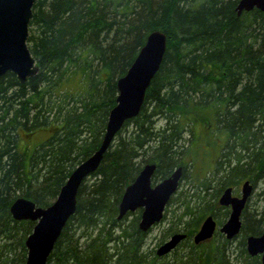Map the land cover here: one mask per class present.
<instances>
[{
    "label": "trees",
    "instance_id": "1",
    "mask_svg": "<svg viewBox=\"0 0 264 264\" xmlns=\"http://www.w3.org/2000/svg\"><path fill=\"white\" fill-rule=\"evenodd\" d=\"M237 2L34 0L27 45L38 72L22 83L11 72L0 77V264H24V241L34 225L14 220L11 203L23 196L49 205L74 167L98 148L115 105L116 81L153 30L165 33L166 51L142 107L81 183L75 212L46 264H165L169 255L171 264H261L260 255L247 253L244 238L264 230V208L243 216L239 260L234 241L204 247L191 241L206 214L219 221L225 215L219 207L212 210L224 188L264 179V11L236 15ZM197 125L206 142H214L209 126L220 135L218 159L214 169L191 177L198 192L189 196L177 189L170 197L162 218L172 203L181 212L170 211L166 234L183 230L187 237L158 257L144 250L140 209L131 220L132 212L117 219L118 204L146 163L156 164L152 183L178 166L186 179ZM39 130L49 135L30 152L25 137ZM211 172L221 175L210 180ZM213 182L218 188L209 202L200 192Z\"/></svg>",
    "mask_w": 264,
    "mask_h": 264
},
{
    "label": "water",
    "instance_id": "2",
    "mask_svg": "<svg viewBox=\"0 0 264 264\" xmlns=\"http://www.w3.org/2000/svg\"><path fill=\"white\" fill-rule=\"evenodd\" d=\"M33 2L34 0H0V77L11 72L20 83L38 72L36 61L27 45ZM253 8L264 11V0H238L236 15ZM166 40V35L161 30H153L147 35L125 74L116 81L115 105L108 113L98 148L74 167L55 199L47 206H38L30 199L18 196L11 203L9 210L14 220L34 222L24 241V264H46L63 227L75 212L76 196L81 183L96 171L104 153L126 120L139 113L146 89L162 62ZM155 169V163L144 164L134 180L125 187L118 204L117 219L123 218L128 212L141 209L138 221L141 231H147L162 219L164 209L176 192L183 173V167L178 166L167 177L152 183ZM252 189V183L246 179L241 184L240 196L232 195L230 186L220 193L218 204L230 206L227 219L219 226V231L226 238L231 239L239 232L241 212ZM215 229V219L211 214L206 215L193 235V242L199 244L209 240ZM185 236L183 232L171 234L156 248V255L161 257L168 254ZM245 246L249 255H260L261 264H264V231L259 235H247Z\"/></svg>",
    "mask_w": 264,
    "mask_h": 264
},
{
    "label": "rangeland",
    "instance_id": "3",
    "mask_svg": "<svg viewBox=\"0 0 264 264\" xmlns=\"http://www.w3.org/2000/svg\"><path fill=\"white\" fill-rule=\"evenodd\" d=\"M212 127H208V133L211 136L212 140L214 142H206V140L203 138L205 136L204 132L205 129L201 125H197L195 128L196 131V138H194L191 142L190 150L192 153H190L189 159L192 161L191 166L187 165L185 170L186 179H182L180 181V186L178 188V191H182L184 194L187 195H193L195 192H198L194 188V184L197 182L195 179H191V177L197 175H204L205 173L209 172L214 169V163L218 159V152L220 148V135H217V131L214 130ZM198 133V135H197ZM49 135V132L47 130H39L34 132L30 138L26 139L25 137V143L28 145V149L30 152L34 148L35 145L43 141L45 138H47ZM23 138V135H22ZM207 139V138H206ZM221 174H218V177ZM207 177L212 180L213 177H216L214 175L212 177V172L207 175ZM214 178L215 180L218 178ZM245 179H242L239 181L236 185H229L232 186L234 189L235 195H238L240 193L241 184ZM248 180V179H247ZM253 184V189L251 192V195L249 197L247 206L245 210L242 212V215L244 216L245 213L248 212H260L264 208V179L263 178H257ZM197 186V184H195ZM211 188L207 193L200 192L201 196H203L205 199H208L209 202L213 201V196L215 195L216 189L218 188V185H216L214 182L211 184ZM215 189V192H214ZM220 194V193H219ZM218 198V197H217ZM218 204L217 200L214 205H212V210L217 209ZM168 212L166 218H162L158 223L154 224L148 231H147V238L146 243L144 245V250L146 252H152L156 250V248L165 241L169 236L166 234V230L169 227L171 221L173 218H171L172 213L171 210H175V214H179L181 212V209H178V206L174 203L170 204L167 207ZM139 209L132 212L130 215H128V220H131L136 215H139L138 212ZM258 216V215H257ZM227 218V215L223 217L225 220ZM184 246L179 248V250H182ZM204 247V246H203ZM234 254L233 256H237L239 260V252L241 251V244H240V237L236 238L234 241ZM230 261L234 262V258L230 257ZM173 262V256L169 255L164 258L163 263Z\"/></svg>",
    "mask_w": 264,
    "mask_h": 264
},
{
    "label": "flooded vegetation",
    "instance_id": "4",
    "mask_svg": "<svg viewBox=\"0 0 264 264\" xmlns=\"http://www.w3.org/2000/svg\"><path fill=\"white\" fill-rule=\"evenodd\" d=\"M251 182V181H250ZM252 183V182H251ZM231 188H232V190H231V194L232 195H234V196H240V193L238 194V195H235V193H234V189H233V187L232 186H230ZM241 191V190H240ZM222 192V191H221ZM220 192V193H221ZM220 195V194H219ZM219 195H218V197H219ZM248 200H249V198H248ZM248 200H247V203H248ZM247 203H246V205H245V207H244V209L242 210V212L245 210V208H246V206H247ZM217 204H218V198H217ZM218 207H219V209H221V211L223 212V210L225 211L226 210V212H225V215L224 216H226L227 215V217H228V215H229V212H230V206H221V205H219L218 204ZM218 212V211H217ZM242 212H241V216H240V218H241V228H240V230H239V232L233 237V238H231V239H228V238H226V236L222 233V232H220L219 231V226H221V224L222 223H224V221L227 219H223V217L221 218V220L219 221L217 218H216V216L214 215V214H212V213H208V214H211L212 216H213V218L215 219V221H216V229H215V231H214V233H213V235L211 236V238L209 239V240H207V241H204V242H201V243H199V244H195L194 242H193V235H194V233L198 230V228H199V226H200V224H201V222H200V224H199V226H198V228L195 230V232L192 234V236H191V241H192V243L195 245V246H205V245H209V244H213V245H215L214 243H217V241H218V239H220V240H222V239H226V240H228V241H231V242H233V241H235L236 240V238H238V237H240L241 236V231H242V224H243V215H242ZM208 214H206V215H208ZM205 215V216H206ZM204 216V217H205ZM203 217V218H204ZM203 220V219H202ZM150 229V228H149ZM148 229V230H149ZM264 231V230H263ZM262 231V232H263ZM177 232H183V233H185L186 234V236H185V238L184 239H182L177 245H176V247L175 248H177L178 247V245L181 243V242H183L185 239H186V237H187V233L185 232V231H183V230H180V231H177ZM261 232V233H262ZM174 233H176V232H174ZM260 233V234H261ZM173 234V233H172ZM171 235V234H170ZM169 235V236H170ZM247 235H250V234H247ZM246 235V236H247ZM254 235H259V234H254ZM246 236H245V238H244V244H245V239H246ZM169 238V237H168ZM167 238V239H168ZM164 242V241H163ZM232 244V243H231ZM174 248V249H175ZM179 248H180V246H179ZM173 249V250H174ZM229 248H227V247H225V248H223V250L227 253L228 251H230V250H228ZM245 249H246V246H245ZM171 252V251H170ZM169 252V253H170ZM164 256V255H163Z\"/></svg>",
    "mask_w": 264,
    "mask_h": 264
}]
</instances>
